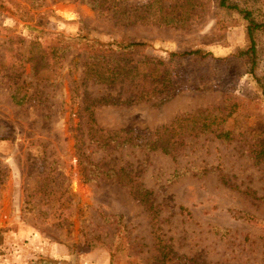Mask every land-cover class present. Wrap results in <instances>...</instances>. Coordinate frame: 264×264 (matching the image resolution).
Wrapping results in <instances>:
<instances>
[{
  "label": "rangeland",
  "instance_id": "1",
  "mask_svg": "<svg viewBox=\"0 0 264 264\" xmlns=\"http://www.w3.org/2000/svg\"><path fill=\"white\" fill-rule=\"evenodd\" d=\"M116 1L131 24L83 0H0V264H264V28L254 31V66L250 22L220 0ZM228 3L264 22V0ZM90 40L147 42L130 55L152 75L84 83ZM198 48L212 55L171 56ZM142 87L154 97L85 108V99L125 100ZM200 110L192 125L230 138L199 132L168 154L104 150L88 137L91 111L107 130L155 131ZM79 137L83 160L102 169L84 171ZM106 168L153 194L142 201L98 175Z\"/></svg>",
  "mask_w": 264,
  "mask_h": 264
},
{
  "label": "trees",
  "instance_id": "2",
  "mask_svg": "<svg viewBox=\"0 0 264 264\" xmlns=\"http://www.w3.org/2000/svg\"><path fill=\"white\" fill-rule=\"evenodd\" d=\"M26 3L31 5V8H37L41 0H23ZM91 3L95 7L98 6L100 14H107L113 12L112 17H116L119 13H122V20L124 23L131 24L130 20L132 17L131 13H128L122 6L119 1H111L109 6H104L100 3L99 0H83ZM220 5L224 7H233L238 9L244 14V17L250 22L248 25V33L251 39V46L248 48V51L252 53V63L255 66L256 61V42L254 40V31L256 29L264 28V22H258L252 17V11L243 10L238 8L237 4H229L228 0H220ZM28 14H23L20 18L28 21L32 15L26 16ZM121 19V18H118ZM73 40H85L88 39L86 35H78L71 37ZM89 40V39H88ZM89 42H92L91 40ZM148 45L147 42L143 41H128L122 43H102L98 40H93L91 47V53L88 56L87 60L84 62V76L83 82H101L105 83L108 87H114L115 85L129 81L138 85V83L145 81L148 76H151V72H146L140 67L139 61H133L132 54L137 50L145 49ZM59 48V47H58ZM211 56V52H206L200 48L186 50L183 52H172L171 56ZM162 62V61H161ZM142 89L141 92H137L134 96H130L125 100H120L119 98L113 97H98V98H88L84 100L86 110L98 106L99 104H108V103H134L138 101H143L154 97L150 90L145 91ZM89 94V93H88ZM87 94V95H88ZM89 97V96H88ZM167 96L161 98V101L165 100ZM203 113L196 111L194 113L185 114L184 116H177L169 125L162 126L155 131L151 130H135V129H125L120 128L116 130H107L103 127H100L95 118L93 117L92 111L89 114L88 120V137L92 143H97L99 147H102L104 150L110 148L118 147L120 145L130 144L132 146L143 147L146 149H158L160 148L165 153H173L175 150L174 147L179 141H182L184 137L188 135L198 134L199 132H215L219 138L229 139L230 130H225L224 128H211L207 124H199L196 126L192 125V120H195L197 116H202ZM194 122V121H193ZM191 125V126H190ZM218 129V130H217ZM162 130V131H161ZM77 151L79 155V160L82 165V168H87V164H92L93 166L102 169V166L92 163L91 159L87 157L84 161L82 156L84 153V139L79 137L77 144ZM258 155L262 156L264 159V141L260 146V149L257 150ZM103 174L106 177H112L118 179L120 183H123L122 176L114 168H106L105 170H99V174ZM96 174H86L83 173V178L85 181H90L95 179ZM124 185L130 188V192L140 198L142 201H147L149 197L153 194V191L145 188L140 182L134 181L132 183H123Z\"/></svg>",
  "mask_w": 264,
  "mask_h": 264
}]
</instances>
